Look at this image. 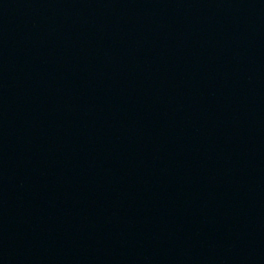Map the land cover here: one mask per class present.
Instances as JSON below:
<instances>
[{
    "label": "water",
    "instance_id": "1",
    "mask_svg": "<svg viewBox=\"0 0 264 264\" xmlns=\"http://www.w3.org/2000/svg\"><path fill=\"white\" fill-rule=\"evenodd\" d=\"M0 264H264V0H0Z\"/></svg>",
    "mask_w": 264,
    "mask_h": 264
}]
</instances>
